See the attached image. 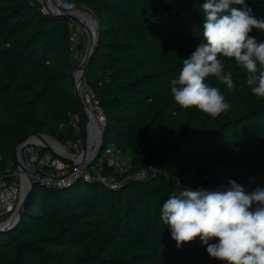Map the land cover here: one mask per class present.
Segmentation results:
<instances>
[{"label":"trees","instance_id":"trees-1","mask_svg":"<svg viewBox=\"0 0 264 264\" xmlns=\"http://www.w3.org/2000/svg\"><path fill=\"white\" fill-rule=\"evenodd\" d=\"M65 1L88 11L99 28L83 83L104 111L100 152L115 145L131 158L129 174L152 172L127 180L105 164L102 173L119 183L115 190L85 181L65 189L35 183L17 226L0 234V264H223L199 238L178 248L160 210L183 187L215 190L235 180L249 192L264 188V97L252 94L246 70L221 56L234 88L215 77L206 82L219 88L229 110L213 118L174 101L170 81L202 42L205 0ZM245 2L264 19V0ZM68 28L34 0H0L5 178L16 170V146L28 136L84 145ZM249 36L264 42V30L253 28Z\"/></svg>","mask_w":264,"mask_h":264},{"label":"clouds","instance_id":"clouds-1","mask_svg":"<svg viewBox=\"0 0 264 264\" xmlns=\"http://www.w3.org/2000/svg\"><path fill=\"white\" fill-rule=\"evenodd\" d=\"M201 10L202 42L183 59L169 87L180 107H195L215 118L230 104L206 78L215 77L229 90L235 86L221 56L246 70L252 94L264 97V70L258 68L264 66V42L249 36L253 28L264 30V19H257L245 0H205ZM160 219L171 229L178 248L199 238L208 254L223 264H264V188L249 192L235 180L215 190L183 187L163 203Z\"/></svg>","mask_w":264,"mask_h":264},{"label":"built area","instance_id":"built-area-1","mask_svg":"<svg viewBox=\"0 0 264 264\" xmlns=\"http://www.w3.org/2000/svg\"><path fill=\"white\" fill-rule=\"evenodd\" d=\"M35 1L40 2V0ZM50 2L52 4L51 6L57 11L72 14L77 19L84 20L85 16L75 11L76 8L65 0H50ZM53 7L52 9H54ZM67 26L69 27V49L70 52L74 54L80 42L82 29L77 23L72 21H67ZM80 94L85 111H87L86 114L90 120L88 129L89 145L87 151L79 161L69 162L54 156L52 153L49 158L46 159L45 156L50 154L49 151L40 155L46 150L44 144L38 139L30 136L23 143L19 152L15 154V157L18 158L17 160L24 166L32 181L51 189H65L78 181H85L96 182L109 190H115L119 187V183L115 181L114 178L102 173L105 164L113 167L119 174L126 175L127 180H140L150 174L152 172L151 169L136 174H129L132 169L130 156L112 144L104 147L102 152L99 153V157L94 160L95 162L88 166V163L92 162L95 155L100 131L104 127L105 117L104 111L99 107L92 91L85 89L84 85L83 87L81 85ZM92 122L95 128H97L95 129L94 135L91 133ZM73 128L76 133L80 130L77 124V118H75ZM43 138L46 141L50 137ZM57 145L62 150L63 155L70 159H73L75 155L79 154L83 146L80 141L68 146ZM220 169L222 172H227L225 168L220 167ZM9 175L10 176L7 178L0 175V224L9 221L16 213L20 202L21 191L23 189V181H27L26 174L18 169V167Z\"/></svg>","mask_w":264,"mask_h":264},{"label":"water","instance_id":"water-1","mask_svg":"<svg viewBox=\"0 0 264 264\" xmlns=\"http://www.w3.org/2000/svg\"><path fill=\"white\" fill-rule=\"evenodd\" d=\"M40 11L44 14L50 15V16H56V17H62L64 19H66L67 21H72L77 23V25L82 29V30H86L89 32L90 35V43L87 46V48L84 51V55L82 58L81 63L79 64V66L72 72V80H73V96L76 99V101L78 102V104L80 105L81 109H82V113H83V118H84V141H83V146H82V151L75 155L73 157V159H70L69 157L55 151L50 145L49 143H47V141L44 140L43 137H47L49 138L47 135H40V134H34L31 135L32 137L38 139L39 141H41L44 146L46 151H50L54 156L69 161V162H73V161H79L83 158L85 152L88 149V145H89V141H88V129H89V125H90V120L86 114L87 111H85L83 102L81 100V94H80V89H81V85L83 82V79L85 78L84 75L86 73V70L89 66V62L95 52L96 49V45L98 42V27L96 24L95 19L88 13V11L82 10V9H75V11L82 13L85 17H87L93 24V30L90 29V27L88 26V24L86 23V21L84 20H80L77 19L76 17H74L72 14H66V13H62L57 11L53 6H51V2L50 0H40V2H36ZM50 7L54 8V9H50ZM78 72L80 75V79H79V84H76L75 80H74V75L75 73ZM102 131L103 129H101L100 131V136H99V142L96 148V152L95 155L92 159V162L88 163V166L92 165L93 162H95L94 160H96L99 157V153L101 150V145H102ZM30 136L24 138L23 140L20 141V143L16 146L15 149V154L17 152H19L20 148L22 147L23 143L29 138ZM51 141L55 142L54 140H52L51 138H49ZM56 143V142H55ZM18 158L15 157L16 160V165L18 167V169H20L24 174H26V184L27 187L26 189L23 191H21V197H20V202L18 205V209L16 210V213L14 214V216L7 222L1 223L0 224V234L1 233H6L8 231H10L11 229H13L15 226H17V223L23 213V211L25 210V206L28 202L30 193H32V189L35 185V183L32 181V179L30 178V176L27 174L26 169L24 168V166L19 162V160H17Z\"/></svg>","mask_w":264,"mask_h":264},{"label":"bare ground","instance_id":"bare-ground-1","mask_svg":"<svg viewBox=\"0 0 264 264\" xmlns=\"http://www.w3.org/2000/svg\"><path fill=\"white\" fill-rule=\"evenodd\" d=\"M50 9H52V8L50 7ZM84 20H86V23L88 24V26L90 27V29L93 30V24H92V22H91L87 17H84ZM79 79H80V75H79L78 72H76L75 75H74V80H75L76 84H79ZM82 86H83V85H82ZM80 90H81V89H80ZM95 129H97V128H95L94 123L92 122V124H91V133H92V135L95 134ZM46 141H47V143H49V145H50L55 151H57V152L63 154L62 150L60 149V147H59L55 142H53V141H51V140H49V139H47ZM96 143H97V142H96ZM26 187H27V184H26L25 181H23V189H22V190L24 191V190L26 189Z\"/></svg>","mask_w":264,"mask_h":264},{"label":"rangeland","instance_id":"rangeland-1","mask_svg":"<svg viewBox=\"0 0 264 264\" xmlns=\"http://www.w3.org/2000/svg\"><path fill=\"white\" fill-rule=\"evenodd\" d=\"M35 1V0H34ZM36 2V1H35ZM77 9V8H76ZM79 9H82V10H85L84 8H79ZM88 39H90V35H89V32L88 31H86V30H82V35H81V37H80V42L82 43V44H85V45H88L87 43H88ZM89 43H90V40H89ZM84 51V50H83ZM82 51V53H81V56H79V58H76L75 60H76V63H75V67H74V70L79 66V64L81 63V61H82V58H83V55H84V52ZM73 70V71H74ZM82 85H84V83L82 82ZM83 87V86H82ZM53 140V139H52ZM56 142V141H55ZM57 143V142H56ZM57 144H59V143H57ZM49 153L50 154H47L46 156H45V158L46 159H48L49 158V156L51 155V152L49 151Z\"/></svg>","mask_w":264,"mask_h":264},{"label":"crops","instance_id":"crops-1","mask_svg":"<svg viewBox=\"0 0 264 264\" xmlns=\"http://www.w3.org/2000/svg\"><path fill=\"white\" fill-rule=\"evenodd\" d=\"M89 40L90 39H88V43H87L88 45H89ZM88 45L83 44V49L81 51H76V53L73 54V59L75 60L76 58H79V56H81L82 51L83 50L85 51Z\"/></svg>","mask_w":264,"mask_h":264}]
</instances>
